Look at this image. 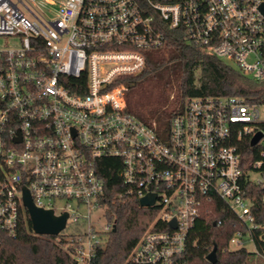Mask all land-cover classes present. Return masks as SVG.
<instances>
[{
    "label": "built area",
    "instance_id": "obj_1",
    "mask_svg": "<svg viewBox=\"0 0 264 264\" xmlns=\"http://www.w3.org/2000/svg\"><path fill=\"white\" fill-rule=\"evenodd\" d=\"M175 29L261 90L187 96L162 135L127 110L118 79L140 72L144 51ZM1 37L14 41L0 44V242L16 232L25 188L35 206L67 214L59 233L75 264H91L112 231L100 161L114 158L138 199L155 194V217L127 261L185 264L191 228L214 197L241 223L228 248L250 243L264 258V215L250 196L264 188V0H0ZM257 131V157L244 160L237 142Z\"/></svg>",
    "mask_w": 264,
    "mask_h": 264
},
{
    "label": "trees",
    "instance_id": "obj_2",
    "mask_svg": "<svg viewBox=\"0 0 264 264\" xmlns=\"http://www.w3.org/2000/svg\"><path fill=\"white\" fill-rule=\"evenodd\" d=\"M144 54L142 70L122 76L118 82L128 86L127 110L143 122L154 123L157 128L182 108L187 96L254 98L261 90L260 82L222 59L200 51L179 29L169 30L162 45L145 50ZM237 147L244 160L257 157V146H251L248 137L240 139ZM117 161L114 158L100 161L105 165L102 198L106 205L105 215L116 225V230L110 232L105 244L96 248L91 264H135L126 260L128 254L156 214L153 207L140 206L135 193L121 182L114 167ZM254 192L250 195L254 201L253 211L259 207L264 215L261 198L264 188H256ZM239 228L241 223L233 212L221 199L214 197L202 208L191 228L184 252L185 264H210L206 255L214 245L217 257L214 264H264V258L245 247L228 248L230 236ZM71 241L63 233L34 234L24 210L15 234L1 235L0 264H75L70 254Z\"/></svg>",
    "mask_w": 264,
    "mask_h": 264
},
{
    "label": "water",
    "instance_id": "obj_3",
    "mask_svg": "<svg viewBox=\"0 0 264 264\" xmlns=\"http://www.w3.org/2000/svg\"><path fill=\"white\" fill-rule=\"evenodd\" d=\"M262 136L260 131L254 133L250 139V145H254ZM155 194H147L138 199L140 206H151L154 203ZM23 204L26 208L31 229L34 234L37 235H56L65 226L67 214L55 215L52 210L42 209L33 204L27 190L23 189ZM174 225V222L171 221ZM116 230V225L113 224L112 231ZM206 260L210 264L216 263V246L214 245L211 251L206 255Z\"/></svg>",
    "mask_w": 264,
    "mask_h": 264
},
{
    "label": "rangeland",
    "instance_id": "obj_4",
    "mask_svg": "<svg viewBox=\"0 0 264 264\" xmlns=\"http://www.w3.org/2000/svg\"><path fill=\"white\" fill-rule=\"evenodd\" d=\"M13 41L14 40L12 38H7V37H1L0 38V44H8V45H11V44H13ZM149 52H147V53H149ZM222 60L225 63H227L228 65H230V66H232L234 68H237L236 64L232 60L226 59V58H223ZM127 95H129V93L126 94V97H127ZM259 118L260 119H264V106L259 107ZM168 126H169V119L166 120L164 123H162V124L159 125L158 132L161 133L162 135H165V133L168 130ZM249 175H250V178H252V179L261 178L260 174L257 173V172H250ZM101 221H103V220H101ZM230 247L233 248L234 245H231ZM245 247H246L247 250H252L253 249V246L250 243H248L247 245H245Z\"/></svg>",
    "mask_w": 264,
    "mask_h": 264
}]
</instances>
